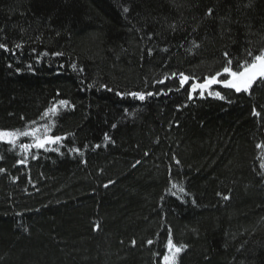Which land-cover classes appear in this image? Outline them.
Here are the masks:
<instances>
[{"label":"trees","instance_id":"obj_1","mask_svg":"<svg viewBox=\"0 0 264 264\" xmlns=\"http://www.w3.org/2000/svg\"><path fill=\"white\" fill-rule=\"evenodd\" d=\"M0 44V129L61 137L0 142V264H264V84L189 98L264 0H0Z\"/></svg>","mask_w":264,"mask_h":264},{"label":"snow or ice","instance_id":"obj_2","mask_svg":"<svg viewBox=\"0 0 264 264\" xmlns=\"http://www.w3.org/2000/svg\"><path fill=\"white\" fill-rule=\"evenodd\" d=\"M125 12L128 11V9H124ZM17 48L21 47L20 45L16 46ZM0 48H3L5 51H7V47L4 44H0ZM44 55H47V53H44ZM54 55H62V53H55ZM248 57L250 59H244L242 61H239L235 68H233V61L232 59L228 58L226 60L225 66L222 68L221 71H217L214 75L205 77L203 79V82L195 81L191 84V92L195 93L197 89H199V95L203 97L204 91L211 89L213 85L219 84L223 88H228L234 90L235 93H248L251 94V89L254 84L257 82L264 84V48L260 49L258 54H253L251 50H248L247 53ZM224 56L227 58L228 53L225 52ZM73 68H75V65H72ZM177 74L173 73V76L175 77ZM221 76H223V79H219ZM180 77V87H184V85L189 81V76L185 75L184 73H179ZM164 81H159V83H163ZM91 87V85H89ZM209 95H214L220 99H224L223 96H221L220 92H208ZM126 95H130L133 98H137L139 100L145 99V94L140 92H132L127 93ZM147 96L153 95L152 92H148L146 94ZM191 98V94L189 96ZM68 105V101L66 100H59L57 103H54L51 105L41 117L42 119L44 117L49 116V114L55 115L58 110V106H66ZM256 115H259V113H255ZM33 125H36L37 122L33 121ZM50 127L48 125H43L40 127H33L31 129H25V130H2L0 129V142H7L10 145H15L16 140L21 137H32L34 141V146L36 148H45L46 144L50 143H57L61 140V137H51L49 136ZM107 139V137H106ZM33 145L29 144H21L20 147L22 149H28L32 147ZM260 147V145H258ZM264 167V165H262ZM173 187H176V185H173ZM181 192L183 191V188L179 189ZM227 198V197H225ZM134 243V242H133ZM149 244L152 243V241H148ZM185 246H177L173 243L171 237L167 241V254L163 255L162 258V264H176L177 255L183 250Z\"/></svg>","mask_w":264,"mask_h":264},{"label":"rangeland","instance_id":"obj_3","mask_svg":"<svg viewBox=\"0 0 264 264\" xmlns=\"http://www.w3.org/2000/svg\"><path fill=\"white\" fill-rule=\"evenodd\" d=\"M223 78H224V77L221 76L219 79H223ZM214 86H220V87H222V86L219 85V84L213 85L212 87H214ZM222 88H223V87H222ZM224 89H228V88H224ZM209 90H210V89H209ZM209 90H205V91H204V95H205V94H208ZM228 90H232V89H228ZM199 91H200V90L197 89V91H196L195 93H192V92H191V97H194V96H196V95H199ZM233 91H234V90H233ZM204 95H203V96H204Z\"/></svg>","mask_w":264,"mask_h":264}]
</instances>
